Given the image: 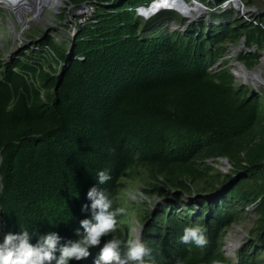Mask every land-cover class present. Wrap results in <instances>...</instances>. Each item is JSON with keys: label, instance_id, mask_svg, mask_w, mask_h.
<instances>
[{"label": "trees", "instance_id": "obj_1", "mask_svg": "<svg viewBox=\"0 0 264 264\" xmlns=\"http://www.w3.org/2000/svg\"><path fill=\"white\" fill-rule=\"evenodd\" d=\"M150 1L68 0L75 8L96 2V12L74 42L61 43V58L48 38L28 55L0 59V241L25 229L32 244L50 232L61 243L76 240L80 221L91 217L82 211L88 190L101 187L116 208L122 179L142 170L149 197L170 189L197 199L182 211L161 202V213L144 219L156 264H264V93L238 86L227 60L212 72L226 46L243 39L239 62L259 64L260 55L247 50L264 48V12L254 21H202L160 33L163 14L178 13L139 17L135 8ZM212 1L202 4L227 14L221 5L228 0ZM217 159L228 160V174L214 167ZM101 170L111 176L104 185L96 181ZM251 206L259 218L234 262L224 239ZM193 225L207 229L206 246L181 243ZM112 236L124 252L125 227L103 239ZM90 252L70 264H93L99 247Z\"/></svg>", "mask_w": 264, "mask_h": 264}, {"label": "rangeland", "instance_id": "obj_2", "mask_svg": "<svg viewBox=\"0 0 264 264\" xmlns=\"http://www.w3.org/2000/svg\"><path fill=\"white\" fill-rule=\"evenodd\" d=\"M185 1L188 3L187 6L190 9L197 10V12L200 11V13H193V10L190 11L185 8V11L189 12L187 16L189 20L185 17L186 12L182 13V16L165 13L163 15H166V18L158 23L157 28L161 29L159 31L160 33L173 32L176 30L184 32L192 24H198L202 21H207V23L212 25H226L231 23L234 19L239 18L245 19L247 22L254 21L256 17L260 18L264 12L263 0H254L253 5L244 3V6L241 7L233 5L232 8L226 10V15H224V12L215 11V7L210 9L211 3L209 2H205V6H203V0ZM212 3H214V0ZM50 4L51 8H42L40 18H38L40 14L36 15L35 13L33 14L26 11L18 14L6 7L0 6V59L2 61H12L20 57L22 53L28 55L27 51L30 48L39 49L40 47H38V45L45 42L48 38L52 39L50 44L51 49L59 58L63 56L64 49H66L64 44L69 43L73 39L75 24L80 23V20L86 17V14H80L77 9L78 7L75 8L68 4V0H51ZM191 12L193 14H191ZM90 16L91 14L87 13V17L90 18ZM35 17L37 18L33 19ZM141 22V25L144 26V21ZM154 30L157 29H153L151 32ZM245 49L244 39L237 45H227L225 58L212 69V72H217V70L222 67V63L227 60L228 65H226V68L230 69L235 76L238 86L244 85L252 88L256 92L264 93L263 85L256 84L253 80L248 79L249 75L251 76L261 72L264 81V48L260 49L258 46L254 45L250 50H247L248 54L253 52L260 55L259 64L252 69L239 62V55ZM47 64L50 66L49 62ZM224 161L225 160H217L214 167L218 168L222 174L226 175L229 173L231 167L230 165L224 166ZM208 163L213 164V161L209 160ZM146 176V173L142 170L139 172L131 171L128 176L121 181L122 190L118 197V201L123 200V202H125L123 208L126 210L125 215L127 218L124 217L123 222L126 225V229H128V227L130 228L129 235L127 234V240L137 235H142V221L151 212L161 213L162 210H160L159 207L161 202L168 204L172 201L176 203V207L182 211L187 201L191 203L197 200H195L196 196H177V193L170 189H168V195L154 197L151 202L141 201L139 198L132 199L133 195L137 192H142V190L149 186V181ZM196 205L197 204H192V207L194 206V208H192L193 214H196ZM255 207L256 206H251L245 209L244 217L241 218L237 224L232 226L224 239L223 253L225 257L231 261L237 262V252L249 240L250 232L259 218V215L255 212ZM155 221L157 222V219H155Z\"/></svg>", "mask_w": 264, "mask_h": 264}, {"label": "clouds", "instance_id": "obj_3", "mask_svg": "<svg viewBox=\"0 0 264 264\" xmlns=\"http://www.w3.org/2000/svg\"><path fill=\"white\" fill-rule=\"evenodd\" d=\"M155 1L158 0H151L149 6L142 5L137 8L143 7V11H146L153 6ZM182 2L188 4L185 0ZM156 11L154 13L143 12L142 18L146 19L149 16L150 19L163 11H172L181 15L177 9L165 10V8H158ZM151 15L153 16L150 17ZM217 160L228 162L227 159ZM228 164L230 165L229 162ZM146 175L148 174L146 173ZM146 177L148 178V176ZM110 179L111 176L107 170H101L97 173L96 181L98 185H104ZM121 190L122 184L118 197ZM137 198L147 202L154 199V197H149L141 191L132 196V199ZM86 199L90 204L83 205L82 211L90 210L91 217L80 221V228L83 231L77 230L78 239L61 243L59 234L50 232L40 236L37 243L32 244L31 235L26 229L16 234L8 233L0 241V264H70L72 261L79 262L89 258L91 255L90 249L97 247H99V252L93 264H156L155 258L151 256V249L147 247L143 240L145 221H142V235H137L129 240H127V234L129 235L130 228L126 229L123 221L118 223L117 217L123 215V219L124 217L127 218L125 215L126 210L123 208L125 204L123 200H119L118 207L114 208L113 199L98 186H93L88 190ZM150 214H154V212ZM119 226L125 227L126 243L123 244V247L126 250L124 252L121 251L122 241L116 236H112L107 240L103 239L112 233L115 234ZM206 231L207 229L201 225L185 227L180 241L183 244H195L197 247H204L208 243ZM174 264H183V260L177 258ZM215 264L221 263L216 261Z\"/></svg>", "mask_w": 264, "mask_h": 264}, {"label": "bare ground", "instance_id": "obj_4", "mask_svg": "<svg viewBox=\"0 0 264 264\" xmlns=\"http://www.w3.org/2000/svg\"><path fill=\"white\" fill-rule=\"evenodd\" d=\"M50 1L51 0H0V6L2 7H6L18 14L20 13H24L25 11L26 12H31V13H35L36 15H39L40 16L38 18L41 17V13H42V8L43 7H46L47 9L48 8H51L50 7ZM61 1V0H60ZM178 2V3H175V2ZM14 2H17V3H14ZM13 3L15 5H13ZM181 5V6H180ZM14 6H17L16 8H14ZM240 7V6H239ZM158 8L162 9V8H165V10H179V13L182 14V13H185L186 12V18L187 16L189 15L188 11H185V8L187 10H190L192 11L193 9H190L187 5L186 6H182V0H158V1H155L153 6L149 9H147L146 11H143V12H150V13H154ZM174 8V9H173ZM34 10V11H33ZM11 11V12H12ZM157 12V11H156ZM193 13H200V11L197 12V10H193ZM191 12V14H193ZM80 14H84V12H80ZM35 15V16H36ZM199 15V14H198ZM48 17V16H47ZM37 17L33 18V19H36ZM50 18V17H49ZM31 19V18H30ZM48 19V18H47ZM188 19V18H187ZM39 20V19H38ZM189 20V19H188ZM260 71V70H259ZM247 75V74H246ZM249 75V74H248ZM249 80H253L256 84H259V85H263L264 86V81L262 79V76H261V72L259 73H256L255 75H249Z\"/></svg>", "mask_w": 264, "mask_h": 264}, {"label": "built area", "instance_id": "obj_5", "mask_svg": "<svg viewBox=\"0 0 264 264\" xmlns=\"http://www.w3.org/2000/svg\"><path fill=\"white\" fill-rule=\"evenodd\" d=\"M96 2H86V3H83L81 6H79L77 9L79 12H84V14L82 15H85L86 14V17H84L83 19L80 20V23H76L75 24V28L73 29V34H77L78 33V29H79V26H82L86 23H89L90 21H92L93 17H94V14L96 12ZM233 5H237V7H241V6H244V3L241 1V0H228V1H225L222 3L221 7H222V11H226L230 8H232ZM138 13V16L142 17L143 16V10L144 8L143 7H140V8H137L135 9ZM87 13L91 14L90 18L87 17ZM153 15H151L150 17H152ZM146 19H149V16L146 18ZM224 166H229L228 162L227 161H224Z\"/></svg>", "mask_w": 264, "mask_h": 264}, {"label": "water", "instance_id": "obj_6", "mask_svg": "<svg viewBox=\"0 0 264 264\" xmlns=\"http://www.w3.org/2000/svg\"><path fill=\"white\" fill-rule=\"evenodd\" d=\"M264 1V0H263ZM15 3H17V2H15ZM175 3H178L177 1L175 2ZM13 5H15L14 3H13ZM181 6V5H180ZM182 6H186V4L184 3V2H182ZM17 6H14V8H16ZM179 11V10H178ZM75 37H76V34L73 36V42H74V40H75Z\"/></svg>", "mask_w": 264, "mask_h": 264}]
</instances>
